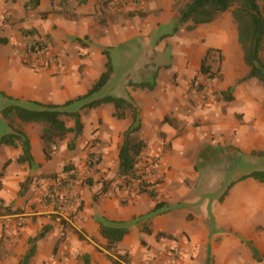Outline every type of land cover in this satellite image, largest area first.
<instances>
[{
	"label": "crops",
	"instance_id": "0c3cea01",
	"mask_svg": "<svg viewBox=\"0 0 264 264\" xmlns=\"http://www.w3.org/2000/svg\"><path fill=\"white\" fill-rule=\"evenodd\" d=\"M36 1L37 4L31 0H0V89L23 102L64 104L85 95L105 72L107 50L115 63L111 84L118 80L124 82L128 92L118 96L131 98L135 103L142 123L141 138L153 147L171 146V154L164 160L168 167L163 171L162 200L166 206L160 215L151 217L148 225L146 222L136 225L133 220L136 215L148 216L155 207L153 197L116 191L124 196L121 199L106 191L99 200L100 191L91 198L88 190H79L85 195L81 197L86 220L82 227L90 235L87 239L94 237L101 242V264L113 262L103 246L106 240L100 234L95 216L131 223L129 234L118 246V253L130 258L122 264H146L148 255L153 258L151 264H264V182L248 173L229 180L223 192L212 193L203 200L194 195L198 186L184 184L185 177L193 180L199 177L200 170L195 168L197 161L203 169L216 162H233L238 158L248 161L255 156L254 161L261 168L254 171L264 172V157L256 154L264 153V91L260 94L251 90L250 85L257 82L252 79L246 84L249 90L243 95V87L237 83L247 76L246 65L240 59L235 64L225 63V81L221 88L233 90L228 96L230 100L214 90L208 92L206 100L193 90L188 95L185 91L198 75L206 51L210 47H225L226 33L221 31L219 37L209 31L189 40L186 34L198 33L199 27L191 31L178 27L164 33L163 29L176 18L170 5L165 9V0H143L134 4L133 8L137 6L143 18L128 26L110 20V14L115 12L114 0L106 8L104 0H70L67 4H60L59 0ZM23 31L46 40L60 55L63 70L60 75L52 77L47 70L24 64ZM213 39L219 43L214 44ZM176 40L182 42V47L174 52L184 57L181 61L167 63L164 59L171 53L168 43ZM200 41L202 44H198ZM118 55L124 60L119 61ZM154 72L158 76L152 91H131V86L126 85L130 81H153ZM190 96L199 108L195 115L187 107L193 106ZM115 112L112 104L101 106V119L113 125L115 135H119L122 120L115 117ZM131 115L127 113L124 119L129 125ZM195 116L205 125L201 130H209L206 135L217 147L215 155L197 156L191 152L188 134L193 129L191 119ZM31 142L36 162L44 163V152L36 153L34 140ZM153 147L151 153L155 151ZM109 149L104 150L107 155L114 153ZM117 157L119 161V149ZM226 180L220 183L225 184ZM94 201L101 202L94 206ZM190 213L193 214L191 219L188 218ZM147 226L151 233L145 231ZM160 232L174 238H159ZM138 242L144 247L147 245V250L150 248L142 259L138 255ZM96 246L94 243L82 257L88 255L92 259ZM169 248L180 249L179 259L170 255ZM38 251L37 247L35 256Z\"/></svg>",
	"mask_w": 264,
	"mask_h": 264
},
{
	"label": "rangeland",
	"instance_id": "374dc122",
	"mask_svg": "<svg viewBox=\"0 0 264 264\" xmlns=\"http://www.w3.org/2000/svg\"><path fill=\"white\" fill-rule=\"evenodd\" d=\"M142 1L143 0H129L125 2L121 5V8L115 9V12L113 13L111 12L112 14H110V20L114 24H121L123 26H128L130 24L135 25V21L137 19L140 20L143 17L131 16L130 13L140 11L136 9L137 6H135V8L133 7L134 4H139ZM179 1L182 0H165V9L170 6L172 9L174 4ZM96 3L97 2H95V5H97ZM259 3L264 12V0H259ZM190 25H193V23L190 22V24H180L178 19L174 17L170 26L165 27L163 31L164 33H170L174 31L175 28L178 30V27L179 30L181 28H186L189 31L194 30L189 28ZM197 27H199L198 33L186 34V38L188 40L191 38H197L209 31L215 32L219 37L222 36L221 31L226 33L224 40L225 47L221 48L224 55V59L221 64V73L223 78L221 81H216V83L210 82L206 84L207 87L205 86L203 89L204 93H201L203 100H206L208 92L213 90L217 91V94L220 92H222V94L224 93L223 96L226 99L229 95L231 96L233 90L229 88L228 90L223 91L221 88V85H223L225 81V63L228 61L235 64L237 63V60L240 59L241 62L245 64L243 60V53L237 38V27L233 22L231 12H224L214 22L198 25ZM183 32L185 33V31ZM167 36H169V34H167ZM212 42H214V44H218L219 40L213 39ZM181 44L182 42H178V40L174 43H168L170 49L169 51L171 53L166 55V59H164V61L167 63H174L179 60L181 61L184 55L175 54L174 52V50H177V47L178 49L182 47ZM198 44H202V42L200 41ZM55 54L60 58L59 54ZM118 57L119 61L124 60V58H120V55H118ZM60 62L61 67L58 71L50 74L52 77L60 75L63 71L61 59ZM241 80L238 81L237 84H240L243 87L242 93L245 95L247 90H249L246 84L252 79H248L243 82H241ZM129 83H133L134 85L139 84V82L132 81ZM124 85L123 81H114V83L111 84L110 91L113 94L116 93L117 95H123L128 92ZM126 85L131 86L130 84ZM134 85L130 87L131 91L144 90L140 87H135ZM176 85L178 86L179 84ZM250 88L260 94L264 91L262 85L258 81L255 85H250ZM185 91L188 95L189 92H192V88L188 90L185 88ZM260 94H258V96ZM190 98L191 96L189 99ZM193 99H190L193 106L190 105L187 107L192 110L195 115L196 110L199 108L197 107L196 101ZM133 106L135 107V103H133ZM131 113L132 110H129L128 114L131 115ZM81 115L84 123L82 133L79 136L71 133L66 139L54 144L50 149L51 160H47L45 158L44 163L40 164V167L31 169L27 164H19L17 162L19 149L6 147L0 148V172L2 171L3 165L8 160L11 161L5 172V176L0 178V198L11 203L16 211V215L14 216L0 217V264H20L21 260L32 246V242L30 240L39 235L46 226H50L51 229L46 234L45 238L36 243V247H38L39 251L30 264H84L82 256L88 248L94 245V243H96L99 247L96 246V254L91 260L93 264H101V242L99 239L94 237H92L91 240L87 239L86 236L89 237L90 235L87 234L85 227H82V224L86 220L85 215L83 217V201L81 197L85 195L80 193L79 190H88L87 195L93 198V195L98 194L101 189L105 188L106 191L110 192V194L116 198L123 199L124 196L118 195L116 191H127L128 193L133 192L134 194L139 195L141 194L139 193L141 189H146L148 192L154 193V202L161 201L163 199V189L165 184L163 171L168 167L166 161L164 162V160H167L168 154H171V146L165 144L164 146L159 145V147H156L155 145L153 147L152 145H148L145 141L146 144L144 148L136 156V168L140 172L144 173V176H142V180L144 181L142 185H144V188H139V183H135L134 181V183L131 181L128 183L118 174V149L123 143L124 133L129 125L127 121L120 120L122 130L118 133L119 135H115L116 132L114 133L113 125H110L101 119V107L95 109H85L81 111ZM65 119L69 127L75 126L74 119ZM191 123L193 124V129L188 134V137H190V143L188 144L191 145V152L195 153L197 156L202 153H205L208 156L215 155L217 147L213 146L210 137H207L206 135L209 133V130L205 131L206 133L201 130L200 127L205 125L201 124L200 119H197L196 116L195 119H191ZM207 125H209V123ZM186 126H189V122L186 123ZM43 128L44 126L42 124L24 125V130L29 135L30 139L34 140L36 145L34 149L36 153H40V155L43 154L42 149L44 147V144L41 141ZM187 131L189 132V129ZM134 137L135 139L141 138V132L135 134ZM37 142L39 143V146L37 145ZM113 144H115V146L112 150H110L109 148H112ZM152 147L155 149L154 153H151ZM105 148H108L114 153L111 152L107 155V153L104 152ZM187 148H189V146ZM254 157L255 156H252V158H249L248 161L238 158L235 161L233 160V162L228 160L221 163L216 162L214 165L209 164L208 166H204L203 169L200 167V161H197L195 162V168L197 171L200 170V172H198L199 177L196 180L185 177L184 184L188 187L198 186L194 195L196 198L200 197V199L203 200L212 193L223 192L227 188L229 180H237L240 178L239 176H243L248 173L251 174L257 168H261L260 165L254 161V159H256ZM91 159H96V162H92L90 164L89 161H91ZM147 159H151L153 163H157L159 165V167L156 168L158 173L148 172ZM71 170L75 174V177L72 180L75 181V191L78 192V197L81 202V211L78 213L80 214L79 217H77V213L75 214L70 212L68 219H64L62 216L52 213L53 207L51 206V200L47 201V209H42V207L37 206V199L43 197V194L46 192L53 191L55 187V185H53V181L58 178L66 177L67 173L65 171ZM29 178H32L34 181L30 184L28 190L22 195V185ZM224 178H227L226 183L221 184L220 182ZM220 184L222 186H220ZM66 185V182H62L61 186L63 192L66 190ZM147 195L149 194L147 193ZM98 197L99 200H101V194H98ZM100 202L101 201H94V206H97ZM50 207H52V209ZM52 216L60 217L64 224V228L61 227L60 223L53 220L51 218ZM95 218L98 219L99 216H95ZM188 218H193V214L190 213ZM150 219L151 217L146 216V214H141L139 216L136 215L133 222L136 225H144L146 222V225H148ZM63 231L65 233L64 236ZM138 244V255L141 256L142 259L145 257L150 248L147 250V245L144 247L143 244L139 242ZM168 251H170V255H172L173 249L169 248ZM176 258L179 259V257ZM151 259L153 258L149 255L146 258L147 261H151Z\"/></svg>",
	"mask_w": 264,
	"mask_h": 264
},
{
	"label": "trees",
	"instance_id": "16d2710c",
	"mask_svg": "<svg viewBox=\"0 0 264 264\" xmlns=\"http://www.w3.org/2000/svg\"><path fill=\"white\" fill-rule=\"evenodd\" d=\"M31 1H34L35 4L38 3L36 0ZM59 1L60 4H67L70 0ZM112 1L104 0V8ZM173 11L176 12V18L180 24L193 23V25L189 26L190 29H195L198 25L212 23L222 13L230 11L233 22L237 27L238 42L243 53V60L248 68V74L241 82L255 79L264 89V12L259 0H182L174 4ZM130 15L140 16V13L133 12ZM105 55L107 57L105 72L92 88L85 95L69 100L64 104H47L39 101L23 102L0 89V148L19 149L21 150V154L17 159L19 164H27L31 169L40 167V164L35 160L32 142L24 130V125L42 124L44 126L41 134V141L44 144L43 152L45 158L51 160L50 149L54 144L66 139L71 133H74L76 136L82 133L84 123L81 111L95 109L104 104H112L116 109L114 115L119 120L126 119L128 111L132 110L131 124L125 131L123 143L119 148L118 174L128 183L129 181H134L135 183H139V188H144V185H142L144 173L136 168V156L141 152L146 143L144 139H135L134 137L141 130V118L138 110L133 106L131 98L118 96L110 91L112 77L115 72V63L109 51L106 50ZM223 59V51L219 47H210L206 51L201 61L200 71L191 81V88L194 92L199 94L204 93L203 89L206 84L222 80L221 64ZM157 76L158 73L154 72L153 81H142L135 85L133 83L129 84L152 91L156 88L157 83L155 79ZM65 118L74 119L75 126L69 127ZM256 154L264 157V153ZM89 162H96V159H91ZM10 163L11 161L8 160L3 165L0 178L5 176ZM65 172L67 174L63 178V181L75 177L72 170ZM250 176L264 182V172L253 171ZM33 181L32 178H29L23 183L22 195L28 190ZM104 192H106L105 188L101 189L99 194ZM139 193H148L153 199L155 198L154 193L148 192L146 189H141ZM165 206L166 203L163 200L155 202V207L150 211L148 217L160 215ZM15 214L16 211L13 209L11 203L0 198V217L14 216ZM51 218L60 223L61 227L64 228L60 217L52 216ZM97 222L99 223L100 234L106 240V244L103 246L109 253L108 258L113 264L128 262L127 255L118 253V246L129 234L131 223L111 220L104 216L99 217ZM50 229V226H46L39 235L30 240L32 246L20 264H30L36 253V243L45 238ZM145 231L148 233L152 232L148 226L145 227ZM64 234L63 231V236ZM158 236L159 238H174L172 235L162 232ZM112 255H116L118 259H115ZM83 260L85 264H92L91 258L88 255H84Z\"/></svg>",
	"mask_w": 264,
	"mask_h": 264
},
{
	"label": "built area",
	"instance_id": "2783aa9c",
	"mask_svg": "<svg viewBox=\"0 0 264 264\" xmlns=\"http://www.w3.org/2000/svg\"><path fill=\"white\" fill-rule=\"evenodd\" d=\"M129 0H114L113 7L114 9L121 8V5ZM22 60L25 65L30 68H41L54 73L59 70L61 67L60 58L55 54V52L48 45L46 40L40 38L39 36H33L26 32H22ZM91 164V162H90ZM147 167L149 173L157 172L156 168L159 165L153 163L151 159H147ZM62 182H66V190L62 189ZM55 185L53 191L46 192L43 194V197L37 199V206L42 207V209H47V201L51 200L52 204L50 207L52 213L62 216L64 219H68L70 212L78 214L81 209V202L78 197V192L75 191V181L68 179L63 181V178H58L53 181ZM173 257H179L181 251L178 248H174L172 252ZM152 261H146V264H151Z\"/></svg>",
	"mask_w": 264,
	"mask_h": 264
}]
</instances>
